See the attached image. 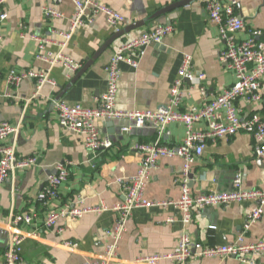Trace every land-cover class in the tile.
Returning <instances> with one entry per match:
<instances>
[{
	"label": "crops",
	"instance_id": "obj_1",
	"mask_svg": "<svg viewBox=\"0 0 264 264\" xmlns=\"http://www.w3.org/2000/svg\"><path fill=\"white\" fill-rule=\"evenodd\" d=\"M125 16L118 27L109 25L104 15L92 23L79 26L73 33L65 53L80 62L81 67L92 57L116 29L146 20L143 25L114 39L93 62L74 80L65 78L61 64L51 67L49 75L55 84L45 83L40 89L35 80L24 78L18 86L7 83L10 70H45L49 64L36 58L37 42L32 35L44 34L49 29L66 31L68 16L73 13V0H60L56 7L62 17L44 14V7L52 0H5L7 18L0 22L3 39L0 41V122L17 127L7 139L20 157L35 155L37 163L27 168H14L0 184V264L8 241L10 217L30 209L39 213V223L48 209L66 202L82 207H93L104 202L108 209L87 212L77 221L60 219L52 228L27 227L31 233L23 243L21 264H83L98 259L108 242L105 230L113 226L117 212L112 206L123 200L118 179L134 175L140 163V154L133 149L135 142H151L156 136L150 126L137 127L128 120H103L101 133L113 141L110 148L91 151L85 148L81 134L62 127L57 118L55 101L63 99L70 104L98 105L106 88L105 66L118 45L157 25L172 24L173 31L159 44H150L137 66L120 63L116 106L119 109H154L167 103L169 92L186 56L195 74H204L197 82L185 80L179 110L200 108L208 99L229 86L234 76L225 62L219 60L223 43L215 23L207 19L200 0L171 9L150 18L157 10L178 0H98ZM229 1V0H224ZM235 11L243 18L244 28L239 38H246L252 29H264V0H236ZM58 39V36H54ZM54 44L47 50L57 51ZM264 82V77H263ZM205 86L201 95L198 86ZM193 85L195 86L194 88ZM244 114L257 113L264 118V89L261 98L248 97L236 101ZM109 121L112 123L109 125ZM202 126V124H198ZM129 127L127 132L123 127ZM168 141L178 144L184 137L181 122L169 125ZM254 139L245 132L209 142L203 154L190 168L194 179L188 183L194 193L228 191L235 174H241L244 188L264 187V158L254 154ZM70 159V174L60 186L58 196L43 204L37 195L45 187L47 175L55 172V164ZM183 159L163 157L151 170L144 187L149 200L177 199L183 177ZM250 201L223 206L197 208L186 226L189 235L204 245L233 242L239 235L245 241L264 238V205L259 220L245 227ZM173 218L172 222L167 219ZM60 229V230H59ZM180 211L174 206L138 207L125 223V231L118 242V260L114 264H141L140 256L171 251L184 230ZM72 241L76 246H64ZM159 264H173L168 261ZM187 264H247L231 256L228 258H191ZM255 264H264V255Z\"/></svg>",
	"mask_w": 264,
	"mask_h": 264
},
{
	"label": "built area",
	"instance_id": "obj_2",
	"mask_svg": "<svg viewBox=\"0 0 264 264\" xmlns=\"http://www.w3.org/2000/svg\"><path fill=\"white\" fill-rule=\"evenodd\" d=\"M60 0H52V4L44 7V14L51 17H62L56 4ZM75 9L68 16L66 31L49 29L44 34L32 35L37 42L36 58L49 64L45 70L28 69L25 71L10 70L7 83L18 86L24 78L35 80L36 87L41 88L45 83L55 84L49 72L53 65L61 64L65 68V78L72 76L81 68V63L73 60L65 53L73 33L83 25L92 23L102 14L106 22L114 27L125 22V16L98 0H73ZM204 6L207 19L216 24L218 36L223 43L219 52V60L225 62L232 71L233 82L218 95L208 99L200 108L192 107L179 110L182 100V88L185 80L197 82L204 74H195L190 67L189 57L186 56L178 70L169 98L166 104L154 109L123 110L116 106L120 63L127 62L137 66L136 56H141L150 44H159L173 31L172 24L157 25L143 31L140 35L122 41L111 55L105 66L106 88L100 97L98 105L83 106L79 103L70 104L63 99L55 101L59 124L73 132L81 134L85 148L91 151L110 148L113 144L108 134L101 133L99 122L103 120L125 119L137 127L150 126L156 136L151 142H135L133 149L140 154V163L136 173L126 179H118L121 184L123 200L112 206L117 212L116 222L105 230L109 238L102 255L95 260L83 264H114L118 260V242L125 231V223L132 211L138 207L154 205L166 208L176 207L181 213L184 230L181 232L176 246L169 252L154 253L140 256L136 259L141 264H159L164 261L173 264H187L193 258H228L235 257L241 262L255 264L264 255V238L256 241H245L239 235L233 242L221 245H204L192 238L186 226L192 220L197 208L223 206L236 202L250 201L251 205L246 214L245 227L249 228L262 215L264 205V187L244 188L241 174H235L232 188L228 191H209L194 193L188 183L187 173L194 161L203 154L209 142L223 137L233 136L238 132L250 134L254 139V154L264 158V118L257 113L244 114L236 101L248 97L253 101L261 98L264 89V29H252L246 38H239L238 33L244 28L243 18L235 10L236 0H200ZM5 0H0V22L7 18L4 8ZM118 30V29H116ZM58 39H54V36ZM3 33L0 31V41ZM54 44L57 51L47 50V45ZM197 80V81H196ZM196 85V84H195ZM198 86L201 95H206L205 86ZM195 86L193 85L192 88ZM181 122L184 126V137L178 144H171L169 125ZM198 124H202L199 126ZM17 127L9 122H0V184L3 183L14 168H27L37 163L35 155L20 157L15 147L6 139ZM129 127H123L127 132ZM178 156L183 159V177L180 180L181 192L177 199L149 200L144 196V187L151 170L158 165L163 157ZM70 159H63L55 164V172L47 175L45 187L37 195V200L46 204L48 200L58 196L60 186L70 174ZM108 209L102 201L93 207H82L74 202H66L50 208L39 223V213L36 209L15 213L8 223V241L3 251L1 264H21L23 243L31 234L27 227L49 229L58 224L60 219L77 221L87 212L100 213ZM167 221L172 222L169 217ZM60 230V229H59ZM64 246H76L75 242L64 241Z\"/></svg>",
	"mask_w": 264,
	"mask_h": 264
},
{
	"label": "water",
	"instance_id": "obj_3",
	"mask_svg": "<svg viewBox=\"0 0 264 264\" xmlns=\"http://www.w3.org/2000/svg\"><path fill=\"white\" fill-rule=\"evenodd\" d=\"M191 0H178L176 2H173L171 4H168L166 6H164L163 8L157 10L154 14H152L150 16V18H154L157 17L159 15H161L162 13H165L171 9H174L176 7H179L181 5H185L187 3H190ZM146 20H139L133 23H130L128 25H126L125 27H123L122 29H118L115 30L113 32V34L100 46V48L92 55V57L78 70V72L76 73V75L71 79V82L74 81L92 62L93 60L101 53V51H103L107 46H109L111 44V42L118 38L121 37L123 35H125L126 33L130 32L131 30L141 26L144 24ZM109 125L112 123V121H109ZM111 126V125H110ZM187 177L193 181L194 179V174L191 172L187 173Z\"/></svg>",
	"mask_w": 264,
	"mask_h": 264
}]
</instances>
